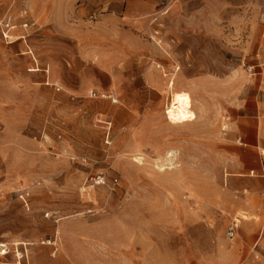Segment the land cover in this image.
I'll use <instances>...</instances> for the list:
<instances>
[{"label": "rangeland", "instance_id": "rangeland-1", "mask_svg": "<svg viewBox=\"0 0 264 264\" xmlns=\"http://www.w3.org/2000/svg\"><path fill=\"white\" fill-rule=\"evenodd\" d=\"M4 13L0 264H264V0ZM180 92L196 119L170 125Z\"/></svg>", "mask_w": 264, "mask_h": 264}, {"label": "bare ground", "instance_id": "bare-ground-1", "mask_svg": "<svg viewBox=\"0 0 264 264\" xmlns=\"http://www.w3.org/2000/svg\"><path fill=\"white\" fill-rule=\"evenodd\" d=\"M172 87L173 83L169 89L172 90ZM163 114L170 125L182 126L196 119L191 98L185 92L173 93Z\"/></svg>", "mask_w": 264, "mask_h": 264}, {"label": "built area", "instance_id": "built-area-1", "mask_svg": "<svg viewBox=\"0 0 264 264\" xmlns=\"http://www.w3.org/2000/svg\"><path fill=\"white\" fill-rule=\"evenodd\" d=\"M14 26V20H13V17L12 15H10L9 13H4L1 20H0V28L3 32L7 33L9 32ZM22 29L23 30H27V23H24L22 24ZM99 182H102V179L99 178ZM234 232H235V225L231 224L229 227H228V230H227V234L230 238L233 237L234 235Z\"/></svg>", "mask_w": 264, "mask_h": 264}, {"label": "crops", "instance_id": "crops-1", "mask_svg": "<svg viewBox=\"0 0 264 264\" xmlns=\"http://www.w3.org/2000/svg\"><path fill=\"white\" fill-rule=\"evenodd\" d=\"M143 9L144 7H141L138 12V8L135 7L134 9H132V7H130V9H128L125 13V19L128 21H135L138 17L142 16L140 10L145 14ZM250 152L253 153V155H256V151L251 150Z\"/></svg>", "mask_w": 264, "mask_h": 264}]
</instances>
